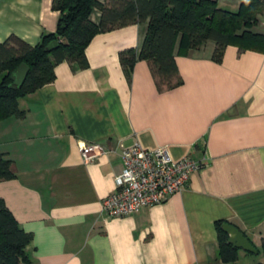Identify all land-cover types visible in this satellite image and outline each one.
Masks as SVG:
<instances>
[{"label": "crops", "instance_id": "crops-1", "mask_svg": "<svg viewBox=\"0 0 264 264\" xmlns=\"http://www.w3.org/2000/svg\"><path fill=\"white\" fill-rule=\"evenodd\" d=\"M56 0H0V43L18 37L36 46L55 33ZM106 5L108 0H97ZM237 12L248 0H216ZM90 19L100 24L102 10ZM254 34L264 36V6ZM149 20L96 35L86 69L60 63L56 79L19 100L24 118L0 121V154L15 178L0 182V199L32 234L33 264H236L219 254L217 223L232 224L252 242L264 241V49L217 45L180 52L182 85L160 92L145 60L131 78L122 52L144 44ZM101 153L85 162L83 149ZM166 147L174 161L203 165L165 202L110 218L103 199L124 170L123 149ZM242 253V254H241Z\"/></svg>", "mask_w": 264, "mask_h": 264}, {"label": "trees", "instance_id": "trees-1", "mask_svg": "<svg viewBox=\"0 0 264 264\" xmlns=\"http://www.w3.org/2000/svg\"><path fill=\"white\" fill-rule=\"evenodd\" d=\"M262 6L261 0H248L237 12H230L216 0H108L106 5L97 0H56L54 9L60 12V17L55 33L44 35L36 46L15 36L0 43V121L24 118L19 100L53 83L58 64L66 61L86 69L89 63L85 51L96 35L147 20L149 26L141 52H122L121 64L130 79L137 61H147L158 90H172L183 83L175 58L177 47L184 53L214 42L216 62L222 61L230 45L264 49V36L252 32ZM98 7L102 19L97 25L90 15ZM54 41L59 47L48 52ZM23 63L30 67V72L18 88L13 73ZM12 165L7 155L0 154V182L15 178ZM222 225L217 223L220 257L227 263L236 262L239 250L228 243ZM32 240V234L19 226L0 199V264H33L28 253ZM262 247L264 257V241Z\"/></svg>", "mask_w": 264, "mask_h": 264}, {"label": "built area", "instance_id": "built-area-1", "mask_svg": "<svg viewBox=\"0 0 264 264\" xmlns=\"http://www.w3.org/2000/svg\"><path fill=\"white\" fill-rule=\"evenodd\" d=\"M100 153L99 145L88 144L82 156L91 162ZM123 163L116 191L102 202V210L110 218L129 216L165 202L181 192L203 165L190 158L174 161L166 147L147 150L140 144L123 149Z\"/></svg>", "mask_w": 264, "mask_h": 264}, {"label": "water", "instance_id": "water-1", "mask_svg": "<svg viewBox=\"0 0 264 264\" xmlns=\"http://www.w3.org/2000/svg\"><path fill=\"white\" fill-rule=\"evenodd\" d=\"M58 47L59 43L54 41L49 44L48 52H52ZM29 72L30 67L25 63L21 64L13 73V77L15 79L14 85L20 88L24 84ZM221 228L228 235V243L235 249L243 250L247 253L257 254V250L250 239L239 228L232 224H223Z\"/></svg>", "mask_w": 264, "mask_h": 264}, {"label": "rangeland", "instance_id": "rangeland-1", "mask_svg": "<svg viewBox=\"0 0 264 264\" xmlns=\"http://www.w3.org/2000/svg\"><path fill=\"white\" fill-rule=\"evenodd\" d=\"M260 251H262V249H260ZM255 263H263L264 264L263 251L260 254L251 255L250 261L248 258L247 259L245 258V259H241V261H239L236 264H255Z\"/></svg>", "mask_w": 264, "mask_h": 264}]
</instances>
